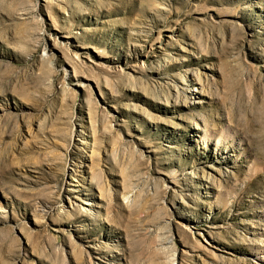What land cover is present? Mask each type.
Listing matches in <instances>:
<instances>
[{
	"label": "rangeland",
	"instance_id": "374dc122",
	"mask_svg": "<svg viewBox=\"0 0 264 264\" xmlns=\"http://www.w3.org/2000/svg\"><path fill=\"white\" fill-rule=\"evenodd\" d=\"M0 264H264V0H0Z\"/></svg>",
	"mask_w": 264,
	"mask_h": 264
}]
</instances>
